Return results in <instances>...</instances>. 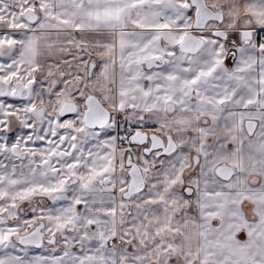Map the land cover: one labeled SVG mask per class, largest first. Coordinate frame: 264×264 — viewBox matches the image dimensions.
<instances>
[{
	"label": "snow or ice",
	"instance_id": "1",
	"mask_svg": "<svg viewBox=\"0 0 264 264\" xmlns=\"http://www.w3.org/2000/svg\"><path fill=\"white\" fill-rule=\"evenodd\" d=\"M0 264H264V0H0Z\"/></svg>",
	"mask_w": 264,
	"mask_h": 264
}]
</instances>
